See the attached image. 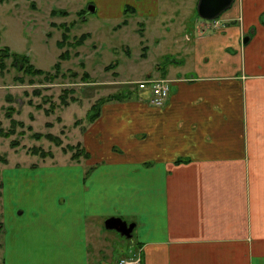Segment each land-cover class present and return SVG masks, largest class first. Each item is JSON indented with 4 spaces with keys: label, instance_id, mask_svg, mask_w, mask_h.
Listing matches in <instances>:
<instances>
[{
    "label": "crops",
    "instance_id": "obj_1",
    "mask_svg": "<svg viewBox=\"0 0 264 264\" xmlns=\"http://www.w3.org/2000/svg\"><path fill=\"white\" fill-rule=\"evenodd\" d=\"M198 1L114 0L140 39L159 30L152 42L169 46L146 77L170 80L169 96L104 103L81 141L88 172L6 174L3 264H114L90 251L94 215L134 224L141 264H264V0L212 22L194 19Z\"/></svg>",
    "mask_w": 264,
    "mask_h": 264
},
{
    "label": "rangeland",
    "instance_id": "obj_2",
    "mask_svg": "<svg viewBox=\"0 0 264 264\" xmlns=\"http://www.w3.org/2000/svg\"><path fill=\"white\" fill-rule=\"evenodd\" d=\"M102 3L97 0L0 3V264H3L6 174L66 162H81L90 171L94 164L84 156L81 142L86 127L92 123L89 115L96 112L99 103L115 94L126 97L137 91L143 93L136 83L148 74L155 76L157 68L165 66L169 54H173L166 51L169 46L152 42L160 37L159 30L147 31L140 39L141 32L135 30L137 20L123 15L120 3L114 0ZM195 18L210 22L201 19L196 11ZM123 20L128 22L125 27L121 25ZM118 24L121 27L116 29ZM83 34L88 37L80 44L78 39ZM63 35L68 39L60 46ZM3 48L25 55L29 59L25 64L44 74L26 73L19 59L3 52ZM65 53L67 58H61ZM57 63L58 73L53 67ZM33 149L38 152L33 153ZM75 153L77 158H72ZM93 217L95 225L89 220L91 252L103 249L108 253L112 249L114 259L107 258L109 263L132 264L139 259L137 264H141V245L107 230L101 224L102 219ZM93 230L97 233L91 236Z\"/></svg>",
    "mask_w": 264,
    "mask_h": 264
},
{
    "label": "water",
    "instance_id": "obj_3",
    "mask_svg": "<svg viewBox=\"0 0 264 264\" xmlns=\"http://www.w3.org/2000/svg\"><path fill=\"white\" fill-rule=\"evenodd\" d=\"M234 0H199L197 4V13L203 20L211 21L216 19L223 11L230 7ZM93 11L92 7H90ZM104 226L107 230H114L121 236L130 238L134 224H128L126 221L117 217H109L105 220Z\"/></svg>",
    "mask_w": 264,
    "mask_h": 264
},
{
    "label": "trees",
    "instance_id": "obj_4",
    "mask_svg": "<svg viewBox=\"0 0 264 264\" xmlns=\"http://www.w3.org/2000/svg\"><path fill=\"white\" fill-rule=\"evenodd\" d=\"M0 1L2 2L3 0H0ZM129 10H130L129 8H126V9L124 10V12L126 13V12H128ZM126 22H127V21L124 20V21L122 22V24H126ZM87 37H88L87 34H83V35H81V37H79V39H78V41L81 42L80 44H82V43L87 39ZM67 39H68V36H67V35H63V36H62V42H61V43H58V44H59L60 46H62V44H64L65 41H66ZM75 44H76V46H77V42H75ZM78 45H79V44H78ZM3 52H5V53L8 54V55H11V56L14 57L16 60L19 59L20 63L23 64V65L26 67V68L24 69V70H26V73H28V74H33V75H36V74H38V75H42V74H44V71L39 70V69H36L33 65H26L25 63L29 62V59L26 58L25 55H19V54L11 53L7 48H3ZM8 55H7V56H8ZM67 56H68V54L66 55V53H65V55H64V54H61V55H60L61 58H67ZM0 57H2V56H0ZM53 67H54V69L56 70V72L58 73V71L60 70V68H59V64L57 63V64H55ZM57 73H56V74H57ZM112 97H113V98H108L107 100H104L103 102L99 103V106H97L96 112H95L94 114H90L89 117H88V120H89L90 122H93V121L98 117L100 107H101L104 103L108 102L109 100H110V101H113V100H118V101H119V100H122L123 97H125V96H124V95L121 96V95H119V94H115V95L112 96ZM47 137H50V136L48 135ZM50 139H51V140H54L55 142H58L57 139H53V137H51ZM60 143H61V142H60ZM60 143H59V145H60ZM69 149L73 150V147H69ZM37 152H38V149H33V153H37ZM83 153H84V156H85V157H88V154H87L85 151H84ZM72 158H77V153H75V155H72Z\"/></svg>",
    "mask_w": 264,
    "mask_h": 264
},
{
    "label": "built area",
    "instance_id": "obj_5",
    "mask_svg": "<svg viewBox=\"0 0 264 264\" xmlns=\"http://www.w3.org/2000/svg\"><path fill=\"white\" fill-rule=\"evenodd\" d=\"M169 83V80L163 78H148L144 81L138 82V88L143 91L148 90L149 102L159 107L165 103L169 96ZM138 260L132 262V264H137Z\"/></svg>",
    "mask_w": 264,
    "mask_h": 264
}]
</instances>
